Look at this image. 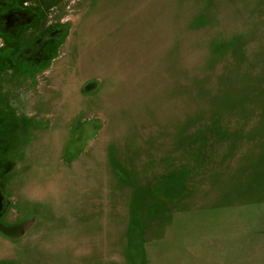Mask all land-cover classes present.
<instances>
[{
    "label": "rangeland",
    "instance_id": "rangeland-1",
    "mask_svg": "<svg viewBox=\"0 0 264 264\" xmlns=\"http://www.w3.org/2000/svg\"><path fill=\"white\" fill-rule=\"evenodd\" d=\"M2 3L0 264H264V0Z\"/></svg>",
    "mask_w": 264,
    "mask_h": 264
},
{
    "label": "trees",
    "instance_id": "trees-1",
    "mask_svg": "<svg viewBox=\"0 0 264 264\" xmlns=\"http://www.w3.org/2000/svg\"><path fill=\"white\" fill-rule=\"evenodd\" d=\"M23 1H24V0H19L18 6H17L18 10H20V11H21V10H25V9H29V8H24V7L22 6ZM30 10H31V9H30ZM5 11H6L5 4L2 3L1 6H0V19L4 16ZM31 13H32V15H33L34 17H36L35 13H33L32 11H31Z\"/></svg>",
    "mask_w": 264,
    "mask_h": 264
},
{
    "label": "flooded vegetation",
    "instance_id": "flooded-vegetation-1",
    "mask_svg": "<svg viewBox=\"0 0 264 264\" xmlns=\"http://www.w3.org/2000/svg\"><path fill=\"white\" fill-rule=\"evenodd\" d=\"M1 204H2V202H0V216H1V214H2V211H3V204H2V206H1Z\"/></svg>",
    "mask_w": 264,
    "mask_h": 264
},
{
    "label": "water",
    "instance_id": "water-1",
    "mask_svg": "<svg viewBox=\"0 0 264 264\" xmlns=\"http://www.w3.org/2000/svg\"><path fill=\"white\" fill-rule=\"evenodd\" d=\"M0 202H1V196H0Z\"/></svg>",
    "mask_w": 264,
    "mask_h": 264
}]
</instances>
